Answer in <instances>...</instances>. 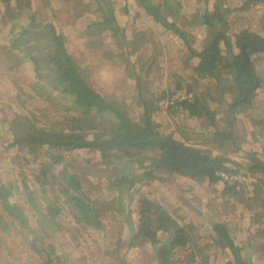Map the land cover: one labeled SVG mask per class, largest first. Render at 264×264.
I'll list each match as a JSON object with an SVG mask.
<instances>
[{"label": "rangeland", "instance_id": "374dc122", "mask_svg": "<svg viewBox=\"0 0 264 264\" xmlns=\"http://www.w3.org/2000/svg\"><path fill=\"white\" fill-rule=\"evenodd\" d=\"M20 1L22 4L28 3L44 25L52 23L57 32L64 35L67 50L83 72L85 80L104 95L118 96L125 102L129 115L134 118L139 116L140 108L136 103L137 75L132 71L138 69L137 63L140 61L151 59L152 68L140 75L144 91H147L148 95H158L171 90L174 93L173 98H176L173 103L172 99H164L168 104L163 106L158 102L160 109L154 118L160 125L159 130L163 134L172 133L174 139L177 138L203 152L215 153L218 141H210L211 137L199 134L195 137V133L189 131L192 126L190 122L188 125L187 117L183 114L174 116L173 109L175 102L179 100L177 97L205 94L208 91L214 96L219 93L214 79L197 73L198 60L191 52L200 50L207 37V28L200 21L201 16L206 9L212 10L219 0H155L162 4L163 16L176 21L189 33L187 43L162 26L146 10L142 9L140 13H136V9L141 8V5L135 0L100 1L103 4L105 2L104 9L113 8V13L118 15L120 23L130 25L133 21L137 31L142 32L143 36L139 42L145 44L135 46L133 53H129L132 52L130 46H119L116 39L109 36V32L104 31L102 27L91 28L92 34L88 35V24L94 20H102L103 11L98 7L99 0ZM220 1L224 6L234 9L247 0ZM13 5L16 6L15 0ZM4 10L5 6L0 1V15ZM144 11L146 14H143ZM20 21L19 26L25 27V20ZM228 21L229 33L248 29L264 35V0L257 5L251 4L248 9L229 13ZM7 23L8 26L0 16V182H12L16 185L9 200L14 202L18 212L27 215L30 221L38 225L37 229L41 230L32 232L34 234L31 238L16 233L15 239L9 238L12 240L10 241L5 236V246L13 247L16 251L15 262L44 264L47 261L45 253L30 252L32 242H36L43 247L54 245L52 257H59L61 260L57 264H162L155 257L158 244L145 242L141 237H132L134 231L131 224L137 228L141 218L138 197L132 201L128 198L122 201L125 211L118 219L115 210L117 196L114 194L118 188L112 182V177L118 171L115 164L119 163V158L114 160L112 157L108 162L99 150L83 148L70 152L59 151L63 154V159L54 163L46 148L10 146L16 133L25 132L30 125L64 127L66 115L80 111L73 107L69 94L63 93L61 89L53 90L55 88L51 83L42 84L37 81L36 73H42L38 72L35 62L29 64L18 49L7 48L12 41L9 34L11 25L10 22ZM234 50L237 51V48L234 47ZM131 56L132 62L137 59L135 66H131L128 61ZM194 61L196 62L193 64ZM254 62L257 73L264 78V53L254 55ZM101 73L109 78L112 76L111 82L102 85ZM222 75L230 77V74L224 72ZM189 88H193L192 92ZM235 93V89L233 94L228 92L225 95L226 101H231ZM252 103L253 108L243 106L244 110L237 113L234 128L240 137L237 141L240 150H226L229 157L246 165L250 163L247 157L251 153L264 160V136L259 134L264 126V93H260ZM214 105L219 106L214 103L211 108ZM162 110L165 111L159 115ZM252 112L253 115L250 114ZM220 115L227 118L231 113L225 108ZM261 119L263 123L257 125V121ZM175 121L186 123L188 126L175 130ZM205 127H208L207 123L200 129ZM189 134L193 138L185 140L184 135L190 136ZM194 139L197 141L194 142ZM221 150L224 151L225 147ZM125 163L126 161L122 165ZM130 167L139 173V166ZM62 168L79 173L83 190L96 201L102 218L101 224L104 223L99 231L90 230V227H76L77 220L73 215V208L61 196L60 188L65 185L56 177V172ZM44 171L51 181L49 186L54 187L50 189V195L40 189L41 173ZM238 175L242 181L234 194L223 191L226 184L223 179L214 183L206 180L197 182L185 176L183 180L172 179L168 171L155 170L153 176H144L136 183L135 186L142 184L139 186L140 193H145L172 212L180 223L179 226H187L189 223L194 225L190 229V236L199 244L175 246L169 258H179L182 264H196L190 261V254L194 251L199 258L198 254L202 252L208 264H229L228 262L234 259L231 251L228 248L221 249L211 239L214 233L213 223L217 221L228 227L242 253L248 250L249 243H253V246L249 247L252 263L264 264V183L261 184L258 180L264 176L261 172L252 174L247 168H241ZM6 190H11V187H6ZM126 194V197H129V194ZM50 207L55 210L50 211ZM38 211L46 218H42ZM0 212L4 214L6 221H9V214L3 209L1 201ZM14 220L18 222L19 218L14 217ZM52 227L55 232L51 231ZM47 232L51 234L47 235Z\"/></svg>", "mask_w": 264, "mask_h": 264}, {"label": "trees", "instance_id": "16d2710c", "mask_svg": "<svg viewBox=\"0 0 264 264\" xmlns=\"http://www.w3.org/2000/svg\"><path fill=\"white\" fill-rule=\"evenodd\" d=\"M0 1L5 6L4 13L0 15L1 19L7 26V22H10L11 25L10 40L12 41L7 48L19 49L23 51L24 56L32 59L34 53L27 47L21 46V41L25 40L26 37V29L35 26L38 29L33 28V32L41 31L42 27L47 29L48 33L51 34V38L48 40L54 50L51 67L57 72L53 74L50 73V70H46L45 76L47 75V78L51 79L52 87L55 88L53 90L61 89L63 93L69 94L73 107L80 111L79 113H68L64 127L30 125L25 132L19 131L16 133L10 146H29L31 149L36 147L46 148V152L51 155L54 163H59L63 159V154L59 151L67 150L70 152L83 148L99 150L108 162L111 161L112 157L114 160L119 158L120 160L117 159L119 163L115 164L118 171L112 177V182L120 192L118 197L121 199L115 210L120 213L125 211L124 203L121 201L124 198V189L130 185L127 190L129 199L132 201L136 197L139 198V213L141 214L138 227L135 228L131 224L134 231L132 237L134 239L141 237L145 242L148 241L153 245L158 244L155 257L159 263L182 264L181 259L169 258V255L175 246L186 247L190 244L193 246L199 244L196 239L190 236V229L194 225L189 223L187 226H179L180 223L168 209L145 193H140L138 188L135 189L136 183L144 176H153L155 170L190 177L197 182H203L204 180L217 182L221 179L219 171L238 173L241 168H247L252 174L261 172L264 176V160L251 153L247 157L250 163L246 165L244 162L226 157L225 151L213 155L211 152H203L201 149L174 139L172 133L163 134L159 130L160 125L155 121L154 115L160 109L158 102L165 101L164 99L168 98L172 99L174 93L168 90L163 94L148 95L147 91H144L140 75L152 68L153 61L151 59L140 61L139 70L133 72L137 75L136 79L138 80L136 103H138V107L142 108V111L137 118L131 117L123 100H120L116 95L101 94L85 80L83 72L67 50L64 35L57 32L52 23L44 25L36 17L28 3L22 4L20 0H15L16 6H14L13 0ZM100 1L104 0L98 1V7L103 11L102 20H94L88 24V35L92 34L91 28L102 27L104 31L109 32V36L116 39L117 44L121 47L130 46L133 51L135 46L143 44L139 42L142 32L134 31V40L128 39L125 28L117 23L113 9L110 7L104 9L105 2L103 4ZM260 1L262 0H247L240 7L231 9L224 6L222 1L219 0L214 4L212 10L206 9L204 13L202 12L203 15L200 21L207 28V37H205L206 39L200 50H192L191 52L192 56H195L198 60L197 73L214 79L219 93L216 96L210 91L205 94L198 93L177 100L174 105L187 110L190 116L200 119L206 116L214 127L213 136H211V132L208 133V136L218 141L217 146L220 149L227 147L230 151L240 150V145L237 142L240 137L234 128L237 113L244 110L243 106L248 105L253 108V100L260 93H264V78L257 73L254 62V55L264 53V35L248 29H242L234 33L228 31L230 28L229 13L248 9L251 4L257 5ZM139 3L145 6L146 11L162 26L171 30L179 38L184 39L186 43L188 42L189 33L182 29L176 21L169 20L162 15V4H158L155 0H139ZM22 19L25 20V27L19 26ZM34 36L39 37L38 33ZM234 47L237 48V51L234 50ZM40 48L41 50L42 48L43 50L46 49L45 44L41 45ZM43 53H45V50ZM37 64L41 67L39 62ZM223 72L230 74V77L223 76ZM37 81L42 84L47 83L40 79ZM192 89L189 88L188 90L192 92ZM234 89L237 93L234 94L231 101H226L225 95L228 92L233 94ZM214 103L219 105L226 103V111L231 113V116L222 120V127H220V122L216 118L218 110L211 108V104ZM250 114L253 115L254 112ZM257 123V125H260L263 120L261 119ZM259 132L264 136V126L261 127ZM188 139L189 137H186V140ZM124 161L126 163L122 165ZM134 165L139 166L140 171L133 174V176L131 175L130 166ZM57 174L59 180L65 185L60 188L61 196L73 208L75 219L86 227L99 230L101 228V217L98 213L96 201L91 199L83 190L80 174L72 173L67 168L60 169ZM41 175V187L45 192V186L51 184V181L48 180L45 171ZM258 180L261 184L264 183V177H260ZM225 182L223 190L225 193L234 194L237 192L236 187L239 182L236 181L231 184ZM6 187H11V190H6ZM14 188H16V185L12 182L8 184L0 182V195L7 211L14 217L24 220L25 215L17 212L16 206L10 203L9 200L11 191ZM54 210V207H50V211ZM38 212L42 218H46L40 211ZM130 223H132V219H130ZM213 230L212 241L221 249L228 248L234 257L228 262L229 264H253L251 248H249L253 246V243H249L248 250L242 253L241 247L236 244L224 223L214 222ZM168 232H170L169 235ZM53 251V248L46 251L48 257L46 264L52 263L53 259L50 254H53ZM198 256L200 258L197 257L196 252H191L190 261L196 264H208V260L203 257L202 252Z\"/></svg>", "mask_w": 264, "mask_h": 264}, {"label": "crops", "instance_id": "0c3cea01", "mask_svg": "<svg viewBox=\"0 0 264 264\" xmlns=\"http://www.w3.org/2000/svg\"><path fill=\"white\" fill-rule=\"evenodd\" d=\"M135 1H137L138 2V4L139 5H141V8H137L136 9V13L138 12V13H140L141 12V10L143 9V10H146V8H145V6H143L142 4H140L139 3V0H135ZM127 6V5H126ZM113 9V8H112ZM124 9H126V7H124ZM131 9V8H130ZM35 13V12H34ZM148 13V12H147ZM143 14H146V11H144V13ZM117 15V14H116ZM118 17V15L116 16V19H118L117 20V23L121 26V27H124L125 28V33H126V35H127V38L128 39H130V40H132L133 38H134V31L136 32L137 31V26L135 25V24H133V21H131V24L130 25H124V24H122V23H120V21H119V18H117ZM134 23H135V21H134ZM9 34H11L10 32H9ZM142 36H143V34L141 35V38H142ZM143 44H145V43H143ZM143 44H140V46H143ZM136 50V49H135ZM135 50H133L131 53H133V52H135ZM132 55V54H131ZM132 56L130 57V59L128 58V61H129V63L131 62V66H135L134 64H136L137 63V59H136V61H134V62H132ZM196 61H194L193 62V64L195 63ZM138 64V69H136V70H134L132 67H131V69H133V71L132 72H137L138 70H139V67H140V65H139V63H137ZM188 66H189V64H188ZM198 67V62H196V68ZM88 82V81H87ZM101 93V92H100ZM101 94H103V93H101ZM104 95V94H103ZM222 104H224V106L222 107ZM221 105H219L218 107H215L216 105H214V107L212 106V108L213 109H217L218 110V113L216 114V118L218 119V121L219 122H221L222 120H224L225 118H224V115H220V114H222V111H224L223 110V108H227V104L226 103H222ZM140 108V113H141V111H142V108L141 107H139ZM165 110H162L160 113H159V115H161V113H163ZM220 112V113H219ZM173 114H174V116H178V115H180V114H183V115H185V117H187V120H188V125H189V122L191 123V126H192V128L189 130L190 132H193V133H195L194 135H195V137H198L197 135L199 134V135H203V137L204 136H207L208 137V133H212V135L211 136H213V134H214V127L210 124V120L206 117V116H203L201 119L200 118H197V117H195V116H190V114L188 113L187 114V111H185V110H183L182 108H180V107H176V106H174V109H173ZM190 118V120L191 121H189V118ZM206 119H207V121L208 122H206ZM176 122V127H175V130L176 129H179V128H185L186 126H188L186 123H183L182 124V122H179V121H175ZM208 124V127H205V128H203V129H200L204 124ZM222 125L223 124H221L220 123V127H222ZM180 131V130H179ZM190 135V134H189ZM186 137H190L191 139L193 138V137H191V135L190 136H187V135H184V139L186 140ZM212 138V137H211ZM176 140H178L177 138H175ZM197 139V138H196ZM196 139H194V142L195 141H197ZM217 141L215 138H212V139H210V141ZM178 141H180V140H178ZM190 141H192V140H190ZM205 144H207V143H205ZM225 146H227V145H225ZM85 149V148H84ZM80 150V149H79ZM227 147H225V152H226V157H229V153H227ZM223 150H221L220 151V148H217V149H215V153H213V155H217V154H221L222 152H224ZM236 152V151H235ZM230 154H232V153H230ZM229 158H231V157H229ZM233 159V158H232ZM68 171H70L69 169H68ZM58 171L56 172V177L57 178H59V176H58ZM133 174H136V171H134V170H132L131 169V175H133ZM171 174V173H170ZM134 176V175H133ZM132 176V177H133ZM171 177H172V179L174 178V179H176V178H178V179H184V177L183 176H177V175H175V174H171ZM206 181H210V180H206ZM211 182V181H210ZM218 182V181H217ZM212 183H214V182H212ZM41 184V183H40ZM64 184V183H63ZM42 185V184H41ZM41 185H40V189L41 190H43L44 191V189L41 187ZM129 186L130 185H128L125 189H124V198H123V200L124 199H126V198H128L129 199V197H126L127 196V194L126 193H128L127 192V190L129 189ZM139 186L141 187L142 186V184H140V185H138V186H135V189H137L138 188V190H140V188H139ZM45 193L47 192V193H49V195H50V189H54V187H50L49 185H47V186H45ZM57 191H59V189L57 190ZM117 193V194H116ZM116 196H117V204H116V207H118V205L120 204L119 203V201L121 200V199H119V195H120V192L119 191H117V190H115V193H114ZM114 195V196H115ZM1 201V203H2V207H3V209H5L6 211H7V208L5 207V204H4V202H3V200L1 199L0 200ZM130 201V200H129ZM122 202V201H121ZM10 203H12V204H14V202L13 201H11L10 200ZM123 203V202H122ZM15 205V204H14ZM16 206V205H15ZM124 206H125V204H124ZM16 210H18V208L16 207ZM117 211V210H116ZM8 212V214H9V221H6V218L4 217V214H2L1 212H0V264H17L16 262H15V260H16V258H15V256H16V251H15V249L13 248V247H9V246H5V243H4V240H5V236L7 237V240H10L9 238H12V239H15V234L16 233H21L23 236L22 237H25V238H31L32 237V235L35 233V231H41L40 229H37V226L38 225H36L35 224V222H33V221H30L28 218H27V215H25V219L24 220H21L20 218H19V220H18V222H16L15 220H14V215H12V214H10V212L9 211H7ZM18 212V211H17ZM99 213V212H98ZM117 213H118V219L122 216V213H120V212H118L117 211ZM172 213V212H171ZM173 214V213H172ZM16 218V217H15ZM101 221H102V218H101ZM75 223L77 224V228L78 229H81V227L82 228H84V229H86V226L85 225H83V224H81L80 222H78V221H75ZM17 224H19V225H17ZM38 224V223H37ZM103 225H104V223L103 224H101V226H102V228H103ZM51 229V231H53V232H55L56 230L55 229H53V227L52 228H50ZM97 230V229H95V228H91L90 227V230ZM48 231H50V230H48ZM99 231V230H98ZM32 232H34V233H32ZM231 233V232H230ZM48 234H51V233H49V232H47V235ZM233 237V236H232ZM10 241H12V240H10ZM53 248V250H55V247H54V245H52V246H47V247H43V245H37L36 244V242L34 243V242H32V246H31V249H30V252L32 253L33 251H37L38 253H40V252H42V253H45L46 254V251L47 250H50V249H52ZM33 249V250H32ZM51 255V257H52V255L53 254H50ZM60 255H61V252H60ZM47 256V255H46ZM47 259L46 260H48V257H46ZM52 259H53V261H52V263H50V264H53V262H56L55 264H57V263H59L61 260H60V258L58 257V259L57 258H54V257H52ZM46 262L47 261H45V263L44 264H46Z\"/></svg>", "mask_w": 264, "mask_h": 264}, {"label": "flooded vegetation", "instance_id": "af4514ba", "mask_svg": "<svg viewBox=\"0 0 264 264\" xmlns=\"http://www.w3.org/2000/svg\"><path fill=\"white\" fill-rule=\"evenodd\" d=\"M33 28H37L38 27H31V28H27L26 32H25V40H22L21 46L22 47H27V49H30L33 53H34V58L30 59L28 56H24L23 51H20L18 49V51L20 53H22L23 57L26 59V61L30 64V62H35L37 67H38V72L40 71L42 74L40 73H36V78L40 79L41 81L47 82V83H51L50 82V78H47V75L45 76V74L47 73L46 70H50V73H56L55 69L53 70L51 65L53 64V55H54V50L52 45L50 44V41L48 40L49 37H47L46 33H48L47 29H44V27H40L41 31L37 30V32H33ZM38 33L39 37H35L34 35H36ZM44 42L46 49L45 53H43V48L41 50V45L43 46L44 44H42ZM52 60V61H51ZM37 62H39L40 66H38ZM49 68V69H46ZM53 70V71H52ZM43 76V77H42ZM53 84V83H51Z\"/></svg>", "mask_w": 264, "mask_h": 264}, {"label": "built area", "instance_id": "2783aa9c", "mask_svg": "<svg viewBox=\"0 0 264 264\" xmlns=\"http://www.w3.org/2000/svg\"><path fill=\"white\" fill-rule=\"evenodd\" d=\"M187 97H191L190 95H187V96H181V97H177L179 100L180 99H184V98H187ZM176 98H172V103L174 102ZM165 104H168L166 103V101H160V105H165ZM219 175L221 177V179H223L224 181H227V182H241L242 179H240V175H238V173H229V172H225V171H219Z\"/></svg>", "mask_w": 264, "mask_h": 264}, {"label": "clouds", "instance_id": "9594fccd", "mask_svg": "<svg viewBox=\"0 0 264 264\" xmlns=\"http://www.w3.org/2000/svg\"><path fill=\"white\" fill-rule=\"evenodd\" d=\"M105 72H108L107 70H104ZM112 76L106 77L103 73H101V84L103 85L104 83H110L111 82Z\"/></svg>", "mask_w": 264, "mask_h": 264}, {"label": "water", "instance_id": "95a60500", "mask_svg": "<svg viewBox=\"0 0 264 264\" xmlns=\"http://www.w3.org/2000/svg\"><path fill=\"white\" fill-rule=\"evenodd\" d=\"M46 35L51 38V34L50 33H46ZM44 43V42H43ZM175 145H178V144H175Z\"/></svg>", "mask_w": 264, "mask_h": 264}]
</instances>
